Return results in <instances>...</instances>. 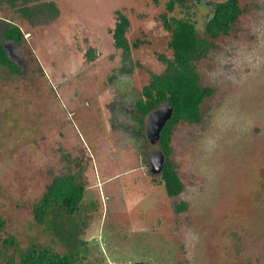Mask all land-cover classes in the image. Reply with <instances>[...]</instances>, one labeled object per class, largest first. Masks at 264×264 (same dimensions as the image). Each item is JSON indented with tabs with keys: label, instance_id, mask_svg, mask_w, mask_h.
I'll return each instance as SVG.
<instances>
[{
	"label": "rangeland",
	"instance_id": "1",
	"mask_svg": "<svg viewBox=\"0 0 264 264\" xmlns=\"http://www.w3.org/2000/svg\"><path fill=\"white\" fill-rule=\"evenodd\" d=\"M47 1L59 15L37 25L0 6V40L19 69L0 65V216L4 237L16 239L0 264L32 246L72 253L76 264H264V0H240L242 14L215 39L203 34L206 3L224 0L185 3L210 41L195 67L213 94L199 123L172 130L169 160L183 185L176 197L146 167L160 150L135 133L147 117L142 127L132 119L142 88L172 59L160 19L166 0ZM117 11L129 21L128 44H139L127 61L112 39ZM188 14L176 6L170 16ZM3 20L22 42L4 39ZM115 102L127 113H114ZM100 114L124 121V135L110 132L114 144ZM64 174L85 186L78 211L53 209L37 225L33 204ZM179 203L186 210L177 213Z\"/></svg>",
	"mask_w": 264,
	"mask_h": 264
},
{
	"label": "trees",
	"instance_id": "2",
	"mask_svg": "<svg viewBox=\"0 0 264 264\" xmlns=\"http://www.w3.org/2000/svg\"><path fill=\"white\" fill-rule=\"evenodd\" d=\"M199 4L198 0H166L165 12L160 19L164 30L169 32L168 48L172 51V59H164L166 67L161 74H152L150 82L142 89V98L135 105V112L140 116H147L152 110L163 102H169L173 108L171 118L167 121L160 133L159 146L164 155V164L159 174L158 183L164 186L168 197H176L182 191L183 185L179 179L174 164L169 160L170 139L174 126L180 122L191 124L201 120L200 107L204 99L213 94L209 87L200 84L199 74L195 62L208 51L210 41L202 37L196 27V16L186 2ZM3 4L16 8L20 15L34 22H48L59 15L54 2L47 0H0ZM211 13L204 21L203 34L209 39L226 35L242 14L240 0H224L209 3ZM182 7L189 14L185 18L170 16L176 8ZM116 23L112 31L114 46L123 51V59H129L130 48L125 33L129 26L128 19L116 12ZM4 39L19 44L23 40V33L17 25L5 24L3 27ZM0 65L12 73H19L16 64L9 58L6 49L0 40ZM142 125V122H141ZM85 186L74 175L64 174L53 178L46 186L44 193L32 206L35 222L43 226L49 214L54 210L65 215L75 214L82 202ZM186 210L185 203L175 206L177 213ZM5 221L0 216V250L13 248L16 239L12 236L4 237ZM8 264H76L72 253H59L52 247L32 246L22 252L15 261L11 259Z\"/></svg>",
	"mask_w": 264,
	"mask_h": 264
},
{
	"label": "water",
	"instance_id": "3",
	"mask_svg": "<svg viewBox=\"0 0 264 264\" xmlns=\"http://www.w3.org/2000/svg\"><path fill=\"white\" fill-rule=\"evenodd\" d=\"M206 4L208 5L209 3ZM172 113L173 108L167 101L161 103L157 108L148 113L145 134L150 143L159 141L160 133L167 121L171 118ZM164 159L161 150L151 153L147 167L153 175H159L161 173Z\"/></svg>",
	"mask_w": 264,
	"mask_h": 264
},
{
	"label": "flooded vegetation",
	"instance_id": "4",
	"mask_svg": "<svg viewBox=\"0 0 264 264\" xmlns=\"http://www.w3.org/2000/svg\"><path fill=\"white\" fill-rule=\"evenodd\" d=\"M206 6H210L209 4L207 5L206 4ZM210 8H211V6H210ZM20 17L21 18H23L21 15H20ZM24 19V18H23ZM27 20V19H26ZM6 24H13L12 22L10 23V22H7V21H5V20H3ZM52 21V20H51ZM35 23H36V25L38 24V22L36 21V22H34V23H30V24H33V25H35ZM5 24L3 23L2 24V26H4ZM13 25H15V24H13ZM23 41V40H22ZM17 44V43H16ZM3 45V44H2ZM4 47V46H3ZM5 48V47H4ZM7 51V50H6ZM8 53V52H7ZM9 56V55H8ZM143 89V88H142ZM58 90H59V88H58ZM141 94H142V90H141ZM140 99V98H139ZM138 99V100H139ZM137 100V101H138ZM137 101H135V103H134V111H135V105H136V102ZM64 106V109H65V111L67 110V108H66V106L65 105H63ZM80 107V106H79ZM102 106H98V108H99V110H101L102 108H101ZM112 109H113V112L115 113H120V115H123V112H125V114L127 113L126 111H127V108H126V106H125V104H123V103H119V102H115L114 104H112ZM131 110H132V108H131ZM136 113V112H135ZM137 114V113H136ZM66 115H67V117H69L70 119H73L70 115H68L67 114V111H66ZM139 116V117H138ZM138 116L137 115H135L132 119H134V121L135 120H138L139 121V125L142 127V125H141V122L144 124V122H143V119H142V117L143 116H140L139 114H138ZM102 117V118H101ZM145 117H147V116H145ZM99 118H101L100 119V123H102L103 121V125H105V132L107 133V135L109 136V140L111 141V142H113L112 141V139H111V135L110 134H112L113 135V133H110V132H114L115 134L114 135H116V134H118V135H120V134H123L124 135V133H122L121 132V127H122V124L124 123V121L121 119V118H115V119H112L110 122L112 123H106V122H108L109 121V118L108 117H106V115L105 114H100V117ZM144 118V117H143ZM102 121V122H101ZM117 126H118V128H117ZM145 124H144V126H143V128L142 129H139V127H138V130L135 132V133H137V135H139V137H141V140H144V139H147V137H146V134H145ZM128 128H130L131 129V127H129L128 126ZM122 129H124L123 127H122ZM130 129H129V131H130ZM133 129V128H132ZM131 129V131L130 132H132L133 130ZM126 130V129H125ZM129 132V133H130ZM132 134V133H131ZM136 135V134H135ZM136 135V136H137ZM81 138V137H80ZM80 140H82V139H80ZM147 141H148V139H147ZM113 144H114V142H113ZM91 157H92V155H90ZM90 156L88 157L89 159H90ZM148 164V163H147ZM147 164H146V167H147ZM147 169H148V167H147ZM158 186H162L163 188H164V186L162 185V184H160V183H158ZM165 191V190H164ZM182 192V191H181ZM180 192V193H181Z\"/></svg>",
	"mask_w": 264,
	"mask_h": 264
}]
</instances>
